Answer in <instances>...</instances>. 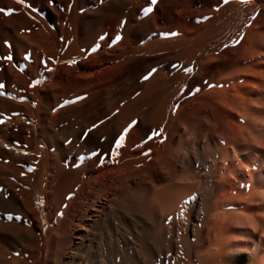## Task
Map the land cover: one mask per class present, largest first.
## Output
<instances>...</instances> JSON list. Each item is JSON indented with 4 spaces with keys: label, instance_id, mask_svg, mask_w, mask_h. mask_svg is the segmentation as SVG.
Listing matches in <instances>:
<instances>
[{
    "label": "bare ground",
    "instance_id": "6f19581e",
    "mask_svg": "<svg viewBox=\"0 0 264 264\" xmlns=\"http://www.w3.org/2000/svg\"><path fill=\"white\" fill-rule=\"evenodd\" d=\"M150 7L13 28L0 264H264V0Z\"/></svg>",
    "mask_w": 264,
    "mask_h": 264
},
{
    "label": "rangeland",
    "instance_id": "374dc122",
    "mask_svg": "<svg viewBox=\"0 0 264 264\" xmlns=\"http://www.w3.org/2000/svg\"><path fill=\"white\" fill-rule=\"evenodd\" d=\"M118 1L121 5L118 4ZM150 6L151 0H23V2H20V0H0V8L5 9V11L8 9L13 10L11 15H5L0 12V84L4 86L0 88V95L17 93L23 85L21 73L22 69L27 65V61L18 46L11 41V35L15 33L13 28L17 29V26L22 25L29 13H36L46 17L45 19L51 28L64 26V28L72 30L75 26L81 27L85 22L90 21L94 26L98 27L110 10L128 9L139 12ZM97 15L99 16L97 17ZM27 25L34 29L39 28L35 22ZM143 25L148 26L147 23H143ZM8 56H11L12 59H4V57ZM38 65H40L38 66L39 71H44L42 63L39 62ZM26 69L29 72V65ZM0 116L3 119L4 115L0 114ZM19 121L25 122V117L19 118ZM3 145L6 146L5 143ZM16 153L23 154L24 152L17 151Z\"/></svg>",
    "mask_w": 264,
    "mask_h": 264
},
{
    "label": "snow or ice",
    "instance_id": "6c2138e0",
    "mask_svg": "<svg viewBox=\"0 0 264 264\" xmlns=\"http://www.w3.org/2000/svg\"><path fill=\"white\" fill-rule=\"evenodd\" d=\"M20 2H23V0H20ZM156 3H157V0H151L152 5H155ZM225 3H227V0H225ZM12 11H13L12 9H8L7 11H5V9L0 8V12H3L5 15H11ZM152 11H153L152 7H147L145 9H143V14L145 16H147ZM170 35H176V33H171ZM101 39H103V37H101ZM116 39L119 40V39H121V37L117 36ZM235 43H239V41H235ZM98 46L99 45H97V47ZM226 47H227V45H226ZM95 50H96L95 48L92 49V51H95ZM4 59L10 60V59H12V57L8 56V57H4ZM70 63H75V61L73 60ZM153 71H155V69H153ZM149 75H151V73H149ZM147 78H148L147 76L144 77V79H147ZM3 87H4L3 84H0V88H3ZM197 91H198V89H197ZM2 123H4V121L0 120V124H2ZM125 132H127V129H125ZM155 135H159V133L154 132L153 136H155ZM151 138H152V136L149 137V139H151ZM123 139H124V137L121 136L120 139L117 141V147L120 146V144L123 142Z\"/></svg>",
    "mask_w": 264,
    "mask_h": 264
}]
</instances>
